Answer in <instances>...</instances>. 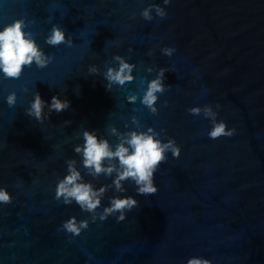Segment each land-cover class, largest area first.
I'll return each instance as SVG.
<instances>
[{"label":"water","instance_id":"1","mask_svg":"<svg viewBox=\"0 0 264 264\" xmlns=\"http://www.w3.org/2000/svg\"><path fill=\"white\" fill-rule=\"evenodd\" d=\"M152 3L162 0H0V27L35 20L29 30L55 56L20 79L0 77V187L14 197L0 205V264H187L193 256L264 264V0H172L167 18L146 21L140 14ZM53 24L65 29L72 47L45 43ZM165 46L176 53L162 55ZM117 54L137 65L136 80L110 92L88 67L103 72ZM149 66L170 69L165 84L172 87L160 96L158 114L127 101L142 96L143 78H155ZM37 91L49 103L54 95L69 100V109L37 122L25 113ZM12 92L14 107L6 103ZM206 104L222 106L219 119L235 135L208 137L210 121L187 111ZM132 116L145 130H166L162 137L174 138L181 156L169 153L161 164L156 194L137 195L125 183L120 195L139 204L124 221L91 223L78 237L61 231L72 216L90 218L75 203L55 200L66 161L80 159L78 134L98 130L115 144L107 126L127 131ZM114 195L110 189L103 205Z\"/></svg>","mask_w":264,"mask_h":264},{"label":"clouds","instance_id":"2","mask_svg":"<svg viewBox=\"0 0 264 264\" xmlns=\"http://www.w3.org/2000/svg\"><path fill=\"white\" fill-rule=\"evenodd\" d=\"M172 0H162V4L152 3L141 12L142 19L153 21L156 17L165 19L168 16L166 6ZM155 14V15H154ZM135 19V15L132 17ZM36 21H28L27 17L19 18L11 23L0 27V77L5 80L20 79L26 68L35 64L38 68L49 66L55 59L45 51L36 38V34L29 30V24ZM45 43L51 47L74 45L65 29L58 24H53L45 37ZM177 49L174 46H165L161 49L164 56L172 57ZM129 52H133L129 48ZM148 55H152L149 51ZM137 65L129 62L122 55H115L113 63L106 65V70L93 64L88 67L89 75H100L106 81V90L112 91L113 86L124 87L136 80L134 70ZM169 68L149 66L148 73L156 72L153 79L146 77L141 80V85H146L141 95H129V103L140 102L152 114H158L160 109L157 106L160 96L165 93L171 85L165 84V73ZM180 79L181 77L178 76ZM77 92L79 88L76 89ZM25 91H29L25 89ZM207 91V89H204ZM18 95L12 92L6 96V103L10 107L17 104ZM168 101L164 102V107ZM70 107V101L61 99L60 95H54L51 102L44 100L37 91L34 93L29 107L25 113L30 118L43 124L53 112L59 114ZM222 106L206 104L203 107L195 106L187 109L194 116L203 115L211 124L207 135L210 139L216 140L222 137H232L236 133L235 128H229L226 121L219 119V111ZM70 123L66 121L65 124ZM132 125L135 127L132 128ZM127 131H120L119 128L107 126L108 134L117 138L113 144L108 136L101 135L98 130L84 129L78 134L82 142L74 146V152L79 156L77 159L66 161V174L58 178L55 187V200L62 201L65 205L76 204L81 211L88 213L90 218L80 220L76 216L65 220L61 231L72 236H80L91 223L106 221L109 217H116L117 222L126 219L129 211L138 206L139 201L134 196L120 195L127 192L125 183L129 182L135 186L137 195L148 196L158 192L155 176L163 162L168 159L171 153L174 158L181 156L182 148L174 138L166 141L162 133L166 130L157 131L155 127H148L146 130L140 119L132 116L131 124H125ZM91 177L90 180L85 177ZM101 176L110 179V184L97 187L93 181H98ZM114 190L117 195L109 197L107 206L103 200L109 190ZM14 197L6 187H0V205L12 203ZM102 209V210H101ZM92 257L89 256V260ZM187 264H213V261L202 256H193L187 260Z\"/></svg>","mask_w":264,"mask_h":264}]
</instances>
